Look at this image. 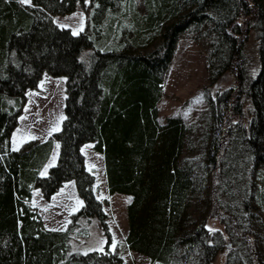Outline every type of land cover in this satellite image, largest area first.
Wrapping results in <instances>:
<instances>
[{
	"label": "trees",
	"instance_id": "16d2710c",
	"mask_svg": "<svg viewBox=\"0 0 264 264\" xmlns=\"http://www.w3.org/2000/svg\"><path fill=\"white\" fill-rule=\"evenodd\" d=\"M30 2L0 0V264H121L106 247L71 250L73 236L86 231L82 220L98 219L109 236L80 152L86 142L101 154L107 192L131 196L129 250L151 263L214 264L228 247L224 239L234 243L238 235L244 249L236 256L240 245L231 243L224 264H264V0ZM77 4L88 8V23L74 35L51 17ZM250 32L258 40L252 75ZM185 33L209 40L211 85L227 73L235 80L206 96L198 140L181 116L159 120L165 75ZM45 72L66 78L61 128L12 149L26 91ZM55 140L57 161L42 176ZM67 180L84 205L65 229L47 228L32 205L33 190L49 199ZM220 190L231 191L247 230L223 208ZM217 214L230 222L226 237L207 227Z\"/></svg>",
	"mask_w": 264,
	"mask_h": 264
},
{
	"label": "rangeland",
	"instance_id": "374dc122",
	"mask_svg": "<svg viewBox=\"0 0 264 264\" xmlns=\"http://www.w3.org/2000/svg\"><path fill=\"white\" fill-rule=\"evenodd\" d=\"M20 1L22 2V0ZM22 3L31 5L30 0ZM87 11L86 6L77 4L71 13L54 15L51 18L59 28L68 29L72 34L77 35L87 29ZM208 42V39L202 37L196 39L190 33L179 37L175 55L165 75L163 96L158 104L161 123L168 116L179 115L188 124H192L195 140L200 138L203 131V119L208 111L206 96L208 94L214 96L235 86L232 73H227L217 83L210 84L206 67ZM245 43L246 52L249 55L248 68L252 75L258 69L256 60L258 40L255 39L253 32L252 34L250 32ZM65 79L64 76L55 77L45 72L36 87L26 91V101L11 135L12 149H20L30 141L45 140L60 130L64 120ZM244 113H248L245 115L249 117L250 112L247 110V106L244 108ZM92 146V142H86L81 145L80 152L84 158L86 171L94 178L92 192L101 203L109 236H105L98 219L82 220L81 227L86 231H81L73 236L71 250L85 254L92 251H103L106 247L110 253H115L121 258V264H159L151 263L147 257L129 250L126 246L125 235L128 230L126 208L131 196L121 193L110 195L107 192L102 157L99 152L93 150ZM58 154L59 143L55 140L51 155L41 170L42 176H46L49 169L55 165ZM195 154H199V152L197 151ZM32 194V205L41 216L44 225L50 229H65L71 223V216L84 205L73 180L63 182L49 199H45L39 189H34ZM230 195L231 191L228 193L226 190L219 191L223 208L236 214L239 224L247 230L249 222H246L238 202L232 201ZM229 224L230 222L226 218L220 220L218 214L217 217L213 216L207 221L208 229L219 230L225 237V229ZM259 231L262 235V229ZM231 243L234 247L240 245L238 247L241 250L236 249V256L244 249L242 238L238 235L234 236V243L225 238L224 245L228 247L217 255L214 264H224L225 256H228L225 250L231 249Z\"/></svg>",
	"mask_w": 264,
	"mask_h": 264
},
{
	"label": "snow or ice",
	"instance_id": "6c2138e0",
	"mask_svg": "<svg viewBox=\"0 0 264 264\" xmlns=\"http://www.w3.org/2000/svg\"><path fill=\"white\" fill-rule=\"evenodd\" d=\"M22 2H27V0H22Z\"/></svg>",
	"mask_w": 264,
	"mask_h": 264
}]
</instances>
